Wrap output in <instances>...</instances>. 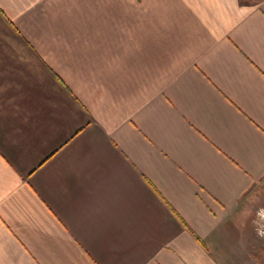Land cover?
<instances>
[{"label":"crops","instance_id":"0c3cea01","mask_svg":"<svg viewBox=\"0 0 264 264\" xmlns=\"http://www.w3.org/2000/svg\"><path fill=\"white\" fill-rule=\"evenodd\" d=\"M264 0H0V264H264Z\"/></svg>","mask_w":264,"mask_h":264},{"label":"rangeland","instance_id":"374dc122","mask_svg":"<svg viewBox=\"0 0 264 264\" xmlns=\"http://www.w3.org/2000/svg\"><path fill=\"white\" fill-rule=\"evenodd\" d=\"M237 213L246 217L243 231L258 237V247H264V184L241 200Z\"/></svg>","mask_w":264,"mask_h":264}]
</instances>
